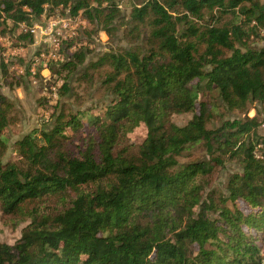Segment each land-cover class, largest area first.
Returning <instances> with one entry per match:
<instances>
[{
    "label": "trees",
    "instance_id": "obj_1",
    "mask_svg": "<svg viewBox=\"0 0 264 264\" xmlns=\"http://www.w3.org/2000/svg\"><path fill=\"white\" fill-rule=\"evenodd\" d=\"M136 3L129 21L148 24L145 48L109 50L85 66V75L107 68V102L41 117L15 142L18 159H0L3 223L23 225L13 244L0 240V264H264V2ZM58 7L110 37L116 31L115 0H0V37L31 42L20 24ZM85 56L76 50L60 68L74 73ZM44 68L31 60L26 73ZM66 92L63 82L57 95ZM5 104L0 94V156ZM220 109L241 116L208 127ZM188 113L183 125L171 120ZM139 125L145 137L131 141ZM194 144L207 159L181 163ZM227 159L240 171L224 192L205 195Z\"/></svg>",
    "mask_w": 264,
    "mask_h": 264
},
{
    "label": "rangeland",
    "instance_id": "obj_2",
    "mask_svg": "<svg viewBox=\"0 0 264 264\" xmlns=\"http://www.w3.org/2000/svg\"><path fill=\"white\" fill-rule=\"evenodd\" d=\"M115 2L119 7L120 16L114 21L116 31L112 37L105 31L85 22L81 12L76 16H70L68 9L66 8L62 13L61 7L53 9L50 13L48 12L49 8L47 10L45 8V12L39 17H30L28 25L27 23L20 24L22 29H24L23 27L34 28L33 33L29 32L33 36L31 42L19 43L0 37V47L3 49L0 50V94L6 100L4 109L7 118L3 137L8 139L7 148L0 156L2 162L12 163L18 159L14 147L15 142L34 128H40L41 117L49 116L61 108L66 111H77L107 102L110 95L101 78L107 68L88 70L85 75V66L109 50L119 53L133 46L145 48V39L149 31L147 23L129 21L130 5L131 3L137 4V0H115ZM260 2H264V0H260ZM49 20L60 23L58 27H53L51 34L42 35L47 33L45 29ZM184 28L185 26L182 24L178 30L182 32ZM58 32L65 38L59 36ZM68 37H73V41L69 47H66L64 40ZM261 44V41L257 40L252 46L259 47ZM79 49L86 53L83 64H80L74 73L62 70L61 63ZM31 60L46 65V68L40 70L37 77L26 73L27 65ZM2 65L5 68H2ZM35 67L33 63L30 64V70H35ZM57 71H61V74H56ZM63 82L68 84L69 92L58 96V88ZM259 109L261 124L257 132L264 135V108ZM223 111L224 113H222ZM220 114V119H213L208 127L216 128L224 120L241 116L232 112L226 113L225 109H220ZM254 115L255 110L250 109L248 116ZM190 117V113L172 115L171 120L176 125H183ZM145 134V127L139 125L130 133V140L140 142ZM203 159H207V154L201 144L187 146L178 158L181 163ZM240 169L238 160L227 159L224 165L208 180L210 187L205 188V195L210 188L221 189L224 192V185L229 176ZM22 226L12 228L5 225L0 213V240L13 244L20 237Z\"/></svg>",
    "mask_w": 264,
    "mask_h": 264
},
{
    "label": "built area",
    "instance_id": "obj_3",
    "mask_svg": "<svg viewBox=\"0 0 264 264\" xmlns=\"http://www.w3.org/2000/svg\"><path fill=\"white\" fill-rule=\"evenodd\" d=\"M60 22H56L55 20H49V22L46 24L47 26V28L45 29L46 30V32L47 33H45V34H42V35H48V34H51L52 33V30H53V27H58V24H59ZM61 23H63L62 21H61ZM24 29H23V31H25V32H30V33H33L34 32V28H26V27H23ZM61 28V27H60ZM41 29V28H40ZM43 31V30H42ZM58 35L59 36H62L63 38H65V36L64 35H62L60 32H58Z\"/></svg>",
    "mask_w": 264,
    "mask_h": 264
}]
</instances>
